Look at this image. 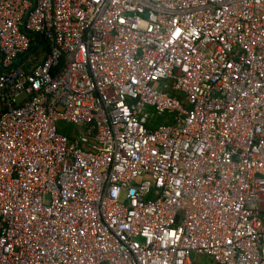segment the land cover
Here are the masks:
<instances>
[{
	"label": "built area",
	"instance_id": "1",
	"mask_svg": "<svg viewBox=\"0 0 264 264\" xmlns=\"http://www.w3.org/2000/svg\"><path fill=\"white\" fill-rule=\"evenodd\" d=\"M198 257L264 264V0H0V264Z\"/></svg>",
	"mask_w": 264,
	"mask_h": 264
},
{
	"label": "rangeland",
	"instance_id": "2",
	"mask_svg": "<svg viewBox=\"0 0 264 264\" xmlns=\"http://www.w3.org/2000/svg\"><path fill=\"white\" fill-rule=\"evenodd\" d=\"M70 128H74V132L76 135H82L85 132V129L83 127L69 124V127L66 130L67 134H69ZM197 262H198V264H214V263H212L211 260L204 258V257H198Z\"/></svg>",
	"mask_w": 264,
	"mask_h": 264
},
{
	"label": "trees",
	"instance_id": "3",
	"mask_svg": "<svg viewBox=\"0 0 264 264\" xmlns=\"http://www.w3.org/2000/svg\"><path fill=\"white\" fill-rule=\"evenodd\" d=\"M157 125H159V124H163V123H165L164 121H163V119L162 118H159V119H157L156 120V122H155ZM60 127H59V131L60 132H62L63 134H65V135H68L67 134V132H66V130L68 129V125H66V124H60L59 125Z\"/></svg>",
	"mask_w": 264,
	"mask_h": 264
},
{
	"label": "water",
	"instance_id": "4",
	"mask_svg": "<svg viewBox=\"0 0 264 264\" xmlns=\"http://www.w3.org/2000/svg\"><path fill=\"white\" fill-rule=\"evenodd\" d=\"M25 33H28L26 30H24Z\"/></svg>",
	"mask_w": 264,
	"mask_h": 264
}]
</instances>
